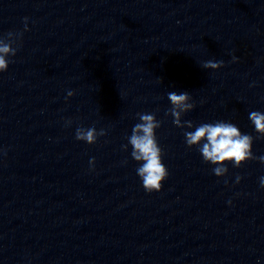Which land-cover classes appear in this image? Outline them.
I'll list each match as a JSON object with an SVG mask.
<instances>
[{"label": "clouds", "instance_id": "9594fccd", "mask_svg": "<svg viewBox=\"0 0 264 264\" xmlns=\"http://www.w3.org/2000/svg\"><path fill=\"white\" fill-rule=\"evenodd\" d=\"M27 17L24 18V31H28ZM23 33L9 32L7 39L0 38V72H5L11 62L8 58L16 55V48L13 44ZM232 61L236 62L237 57L233 55ZM224 66V62L208 60L202 65L205 69L218 70ZM161 80V78H160ZM162 82V80H161ZM69 97L74 95L72 91L67 94ZM171 108L166 114L173 117V124L179 128L192 129L194 127L191 120L182 121V116L193 110L195 104L188 92L168 93ZM140 122L132 128L131 135L127 138L128 144L123 145L124 150L131 146V157L138 162L136 169L137 175L142 181L145 191L151 193L160 191L162 182L168 177L169 173L162 162L163 150L158 144L156 130L161 126L154 113H137ZM249 120L254 125L256 133L264 137V112L252 111L249 113ZM68 123H71L70 121ZM106 135L104 129L96 130L95 127H78L75 138L87 144H95L99 136ZM185 143L189 148L197 147L205 163L214 165L212 171L217 177H223L228 172L226 162H231L233 167L239 168L246 161L259 159L264 163V156L255 157L252 152L254 137L244 134L231 122L216 121L214 123H201L195 126L194 131H185ZM95 159L89 161L94 165ZM237 183L241 179L237 176ZM260 186L264 188V177L260 178ZM229 203H231L229 201Z\"/></svg>", "mask_w": 264, "mask_h": 264}]
</instances>
